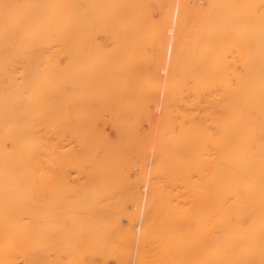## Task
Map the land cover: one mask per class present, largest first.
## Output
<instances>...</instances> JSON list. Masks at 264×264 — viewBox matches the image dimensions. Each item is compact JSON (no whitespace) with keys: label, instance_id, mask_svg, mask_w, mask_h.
I'll return each mask as SVG.
<instances>
[{"label":"bare ground","instance_id":"1","mask_svg":"<svg viewBox=\"0 0 264 264\" xmlns=\"http://www.w3.org/2000/svg\"><path fill=\"white\" fill-rule=\"evenodd\" d=\"M264 264V0H0V264Z\"/></svg>","mask_w":264,"mask_h":264},{"label":"rangeland","instance_id":"2","mask_svg":"<svg viewBox=\"0 0 264 264\" xmlns=\"http://www.w3.org/2000/svg\"><path fill=\"white\" fill-rule=\"evenodd\" d=\"M17 264H23L21 261H18Z\"/></svg>","mask_w":264,"mask_h":264}]
</instances>
